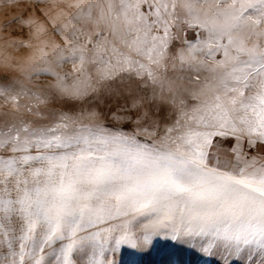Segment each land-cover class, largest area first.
<instances>
[{
	"label": "snow or ice",
	"instance_id": "snow-or-ice-1",
	"mask_svg": "<svg viewBox=\"0 0 264 264\" xmlns=\"http://www.w3.org/2000/svg\"><path fill=\"white\" fill-rule=\"evenodd\" d=\"M38 2L19 46L41 55L0 82V264L160 238L264 264V0Z\"/></svg>",
	"mask_w": 264,
	"mask_h": 264
},
{
	"label": "rangeland",
	"instance_id": "rangeland-1",
	"mask_svg": "<svg viewBox=\"0 0 264 264\" xmlns=\"http://www.w3.org/2000/svg\"><path fill=\"white\" fill-rule=\"evenodd\" d=\"M45 5L38 0H0V82L20 78L23 79L21 67H27L30 60L38 58L41 53L36 48L20 47V42L29 40V29L24 27L18 18H27L30 15L41 16ZM26 30H23V29ZM22 37V39H19ZM17 41L13 46H8L6 41ZM39 47L37 41H32ZM5 57L8 64H5ZM71 65H67L64 71H70ZM50 77H39L32 84L43 85L50 81ZM30 84L29 86H32ZM21 100V103H25ZM3 97H0V104ZM81 107L96 108L102 113H107L115 103L107 99L97 100L93 104L87 101H55L49 105L52 109L78 110ZM126 127H128L126 125ZM116 264H222L219 255L209 256L199 251V244L193 241L191 244H182L176 241L157 239L154 246L147 251H138L131 248H123L115 257ZM234 264H243L235 261Z\"/></svg>",
	"mask_w": 264,
	"mask_h": 264
},
{
	"label": "bare ground",
	"instance_id": "bare-ground-1",
	"mask_svg": "<svg viewBox=\"0 0 264 264\" xmlns=\"http://www.w3.org/2000/svg\"><path fill=\"white\" fill-rule=\"evenodd\" d=\"M23 30H26V29L24 28ZM19 39H22V37H19ZM10 41H14V42H15L14 44H16V43H17V41H16V40H14V39H10Z\"/></svg>",
	"mask_w": 264,
	"mask_h": 264
}]
</instances>
